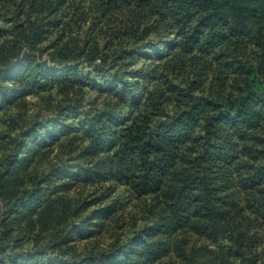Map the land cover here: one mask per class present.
Wrapping results in <instances>:
<instances>
[{
	"label": "trees",
	"instance_id": "obj_1",
	"mask_svg": "<svg viewBox=\"0 0 264 264\" xmlns=\"http://www.w3.org/2000/svg\"><path fill=\"white\" fill-rule=\"evenodd\" d=\"M0 264H264V0H0Z\"/></svg>",
	"mask_w": 264,
	"mask_h": 264
}]
</instances>
